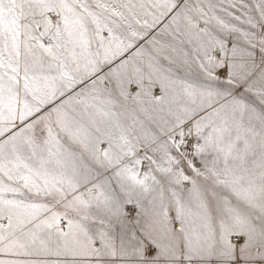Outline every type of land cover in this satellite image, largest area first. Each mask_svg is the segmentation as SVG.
Listing matches in <instances>:
<instances>
[{"label":"snow or ice","instance_id":"6c2138e0","mask_svg":"<svg viewBox=\"0 0 264 264\" xmlns=\"http://www.w3.org/2000/svg\"><path fill=\"white\" fill-rule=\"evenodd\" d=\"M0 264H264V0H0Z\"/></svg>","mask_w":264,"mask_h":264}]
</instances>
